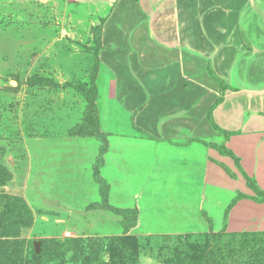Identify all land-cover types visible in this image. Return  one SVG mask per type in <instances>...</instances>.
<instances>
[{
	"label": "rangeland",
	"instance_id": "obj_1",
	"mask_svg": "<svg viewBox=\"0 0 264 264\" xmlns=\"http://www.w3.org/2000/svg\"><path fill=\"white\" fill-rule=\"evenodd\" d=\"M105 3L0 0V264H107L112 250H98L89 239H100L97 243L102 245L123 234V219L92 209L93 194L66 200L44 193L47 180L42 173L47 146L71 140L69 131L84 121L102 54L94 32L111 8ZM114 118L122 123L119 129L128 136L126 142H141L131 138V118ZM200 136L205 137L204 142H221L213 136L207 138L205 132ZM226 141L225 146L240 158L243 170L264 190V135L230 136ZM196 143L197 165L187 168L188 176L181 175L184 181H179L190 187L188 197L177 198L187 206L181 224L184 228H178L175 221L180 208L174 198H155L151 190L140 188V181L130 179L131 175H143L139 165L142 150L132 146L116 149L102 170L110 184L119 186L113 199L116 207L138 208V202L146 211L141 223L131 230L140 241V264H162L176 246L207 244V216L213 220L214 232L219 233L225 210L238 192L257 197L232 158L211 148V159L234 172L236 179L220 165H203L204 144ZM152 177L165 182V178ZM85 178L92 179L86 174ZM129 192L144 197H129ZM227 233H244L250 246L257 244L264 237V203L240 201L229 214ZM163 235L179 236L182 242L165 243ZM230 242L228 239L225 244ZM166 245L164 252L160 251ZM261 258L262 254H257L247 264H259Z\"/></svg>",
	"mask_w": 264,
	"mask_h": 264
},
{
	"label": "crops",
	"instance_id": "obj_2",
	"mask_svg": "<svg viewBox=\"0 0 264 264\" xmlns=\"http://www.w3.org/2000/svg\"><path fill=\"white\" fill-rule=\"evenodd\" d=\"M106 2L111 8L100 22L102 54L97 75L100 127L108 134L103 168L116 155V149L132 146L142 150L139 165L143 175H131L130 179L140 181V188L144 192L151 190L155 198H174L180 208L175 221L178 228H184L181 224L188 213L187 206L177 198L188 197L190 187L179 181H184L181 175L188 176L187 168L197 165L193 152L198 148L196 142L183 144L195 138L203 141V132L207 138L221 140L218 145L228 144L226 135L208 119L209 109L221 97L220 84L211 76L209 66L232 88L226 90L223 102L213 111L215 123L222 130L236 133L231 138L264 135V0ZM240 30L250 49L241 40ZM103 87L106 90L102 91ZM114 116L131 118V138L141 142H126L128 136L120 131L122 123ZM165 139L182 145L158 141ZM204 145L203 165L221 168L211 159V148ZM100 146V142L88 137H72L47 146L42 165L47 180L44 193L66 200L93 194L94 203L100 202L99 186L93 178ZM85 174L91 181H86ZM152 175L159 180L165 178V182L154 180ZM168 178L172 180L169 183ZM110 186L109 201L114 205L119 186ZM130 195L144 197L136 192ZM134 205L133 202L131 207ZM136 206L140 224L146 211L140 203ZM101 212L122 219L112 212Z\"/></svg>",
	"mask_w": 264,
	"mask_h": 264
},
{
	"label": "trees",
	"instance_id": "obj_3",
	"mask_svg": "<svg viewBox=\"0 0 264 264\" xmlns=\"http://www.w3.org/2000/svg\"><path fill=\"white\" fill-rule=\"evenodd\" d=\"M240 38L247 48L250 47L249 41L246 39L244 33L240 30ZM95 43L98 47L102 48V23L95 28L94 32ZM211 76L218 81L220 84L221 97L218 98L215 103L209 109L208 119L213 127L219 132L230 137L235 135L234 132H228L219 128L215 123L213 118L214 109L220 105L224 100V94L226 90L230 88L218 75L214 72L211 66L208 68ZM97 75L98 71L93 75L92 81V95L89 99L88 107L85 111L84 121L73 127L69 131V136L71 137H88L95 139L101 143L99 149V155L93 165V178L94 181L99 186L100 202L94 203L92 209H99L104 211H109L115 215L122 217L123 222V234L120 236H115L109 239V242L100 245L97 242H100V239L91 238L89 241L96 244L98 250H112V256L110 262L107 264H140V253L141 245L139 238L131 234V230L136 228L138 225L139 210L138 208H128L123 209L112 205L109 201V193L111 186L108 181L102 176L101 169L105 164V155L108 151V134L104 133L100 127L99 112L97 106L98 100V88H97ZM139 132H141L146 137L157 140L153 135L143 132L134 126ZM160 142H169L174 145L176 144L172 140H158ZM194 142L204 143L212 149L217 150L221 155L232 158L236 166L239 168L242 176L244 177L247 187L251 189L256 195V198H251L249 195L243 192H238L237 195L231 200L228 207L225 210L224 224L223 228L219 233L214 232L213 230V220L210 217H206V221L209 224V235L207 236L208 243L205 245H188V246H176L169 255L165 256L162 264H247L248 259H252L257 254H262L259 264H264V237L260 238L257 244L250 246V241L244 233H236L233 236H229L227 233L228 228V218L232 209L242 200L251 199L260 204L264 203V190H262L256 180L250 177L242 168L240 164V158L237 157L230 149H228L225 144H215V143H206L200 139H190L184 146L190 145ZM215 162V161H214ZM224 168L225 172L232 178L236 179L237 175L228 169L223 164L215 162ZM163 241H178L182 242V238L179 236L173 235H163ZM231 239L229 245L225 244L227 240ZM96 242V243H95ZM167 248L162 246L160 251H163ZM170 248V247H169Z\"/></svg>",
	"mask_w": 264,
	"mask_h": 264
},
{
	"label": "water",
	"instance_id": "obj_4",
	"mask_svg": "<svg viewBox=\"0 0 264 264\" xmlns=\"http://www.w3.org/2000/svg\"><path fill=\"white\" fill-rule=\"evenodd\" d=\"M37 253L39 252V249H37V251H36Z\"/></svg>",
	"mask_w": 264,
	"mask_h": 264
},
{
	"label": "built area",
	"instance_id": "obj_5",
	"mask_svg": "<svg viewBox=\"0 0 264 264\" xmlns=\"http://www.w3.org/2000/svg\"><path fill=\"white\" fill-rule=\"evenodd\" d=\"M75 1H78V0H75Z\"/></svg>",
	"mask_w": 264,
	"mask_h": 264
}]
</instances>
